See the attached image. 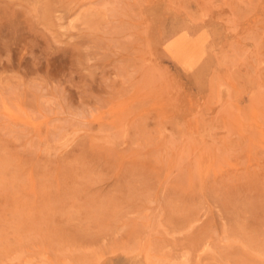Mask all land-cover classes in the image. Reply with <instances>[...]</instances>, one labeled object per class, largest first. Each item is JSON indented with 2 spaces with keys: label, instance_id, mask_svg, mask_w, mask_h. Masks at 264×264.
<instances>
[{
  "label": "rangeland",
  "instance_id": "obj_1",
  "mask_svg": "<svg viewBox=\"0 0 264 264\" xmlns=\"http://www.w3.org/2000/svg\"><path fill=\"white\" fill-rule=\"evenodd\" d=\"M0 264H264V0H0Z\"/></svg>",
  "mask_w": 264,
  "mask_h": 264
}]
</instances>
